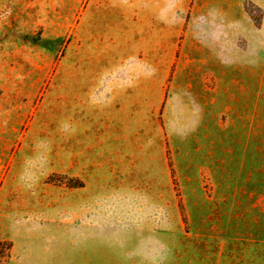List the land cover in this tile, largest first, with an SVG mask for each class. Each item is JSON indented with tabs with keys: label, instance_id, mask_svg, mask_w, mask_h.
I'll use <instances>...</instances> for the list:
<instances>
[{
	"label": "rangeland",
	"instance_id": "obj_1",
	"mask_svg": "<svg viewBox=\"0 0 264 264\" xmlns=\"http://www.w3.org/2000/svg\"><path fill=\"white\" fill-rule=\"evenodd\" d=\"M0 264H264V0H0Z\"/></svg>",
	"mask_w": 264,
	"mask_h": 264
}]
</instances>
